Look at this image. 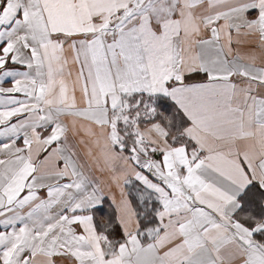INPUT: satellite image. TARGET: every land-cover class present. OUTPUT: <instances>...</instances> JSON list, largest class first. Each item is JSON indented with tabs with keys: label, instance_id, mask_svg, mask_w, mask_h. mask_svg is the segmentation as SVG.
Here are the masks:
<instances>
[{
	"label": "snow or ice",
	"instance_id": "snow-or-ice-1",
	"mask_svg": "<svg viewBox=\"0 0 264 264\" xmlns=\"http://www.w3.org/2000/svg\"><path fill=\"white\" fill-rule=\"evenodd\" d=\"M0 264H264V0H0Z\"/></svg>",
	"mask_w": 264,
	"mask_h": 264
}]
</instances>
